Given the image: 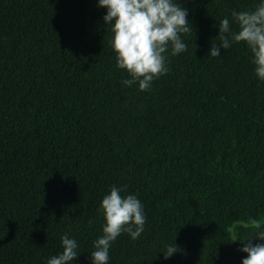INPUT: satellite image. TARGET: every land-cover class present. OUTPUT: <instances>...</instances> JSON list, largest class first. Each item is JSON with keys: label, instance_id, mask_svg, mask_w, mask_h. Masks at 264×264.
<instances>
[{"label": "trees", "instance_id": "trees-1", "mask_svg": "<svg viewBox=\"0 0 264 264\" xmlns=\"http://www.w3.org/2000/svg\"><path fill=\"white\" fill-rule=\"evenodd\" d=\"M177 2L188 50L141 91L122 84L97 0H0V264H46L64 233L74 264H91L112 185L138 195L147 221L109 264H242L231 240L260 242L264 82L243 42L209 56L219 21L257 0ZM173 242L182 251L165 260Z\"/></svg>", "mask_w": 264, "mask_h": 264}, {"label": "clouds", "instance_id": "clouds-1", "mask_svg": "<svg viewBox=\"0 0 264 264\" xmlns=\"http://www.w3.org/2000/svg\"><path fill=\"white\" fill-rule=\"evenodd\" d=\"M97 6L106 8L103 20L111 32L109 43L116 55V67L128 72L122 81L125 86H138L150 90L152 82L169 72V55H179L188 50L182 34L192 28L188 20L189 9L177 0H97ZM235 25V27L233 26ZM218 43H213L209 56H220L221 49H228L243 42L252 53L254 72L264 82V0H257L254 9L233 10L231 18L225 15L218 24ZM170 49V52H169ZM126 186H110L100 203L104 217L102 235L93 241L89 253L91 264H109L110 250L122 233L138 239L145 231L147 216L143 202L135 193H124ZM251 225L259 239L235 237L242 243L240 251L247 253L242 264H264V223L252 218ZM247 241V242H244ZM62 251L47 258L46 264H74L82 252L75 236H61ZM182 248L169 243L162 251L167 260Z\"/></svg>", "mask_w": 264, "mask_h": 264}]
</instances>
